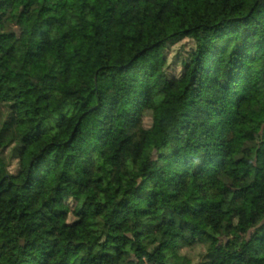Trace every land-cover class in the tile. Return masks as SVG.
I'll list each match as a JSON object with an SVG mask.
<instances>
[{
  "label": "trees",
  "instance_id": "1",
  "mask_svg": "<svg viewBox=\"0 0 264 264\" xmlns=\"http://www.w3.org/2000/svg\"><path fill=\"white\" fill-rule=\"evenodd\" d=\"M0 264H264V0H0Z\"/></svg>",
  "mask_w": 264,
  "mask_h": 264
}]
</instances>
